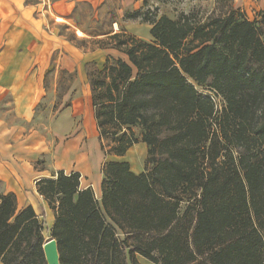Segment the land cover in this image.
Wrapping results in <instances>:
<instances>
[{
  "label": "trees",
  "instance_id": "obj_1",
  "mask_svg": "<svg viewBox=\"0 0 264 264\" xmlns=\"http://www.w3.org/2000/svg\"><path fill=\"white\" fill-rule=\"evenodd\" d=\"M144 22L150 42L106 34L99 48L126 59L85 76L104 154L142 143L152 168L106 162L100 201L77 172L36 183L59 264H264V12ZM44 243L32 207L0 194V263L46 264Z\"/></svg>",
  "mask_w": 264,
  "mask_h": 264
},
{
  "label": "rangeland",
  "instance_id": "obj_2",
  "mask_svg": "<svg viewBox=\"0 0 264 264\" xmlns=\"http://www.w3.org/2000/svg\"><path fill=\"white\" fill-rule=\"evenodd\" d=\"M38 0H27L37 2ZM61 0H44L46 4ZM70 5L58 6L56 9L63 19L56 22L54 34L58 35V48L47 62L43 75L40 77L42 88L41 99L34 110V117L23 124L26 131L35 134L39 141L37 150H43L38 160L33 163L34 169L51 171L55 166L53 154L59 146L70 141L79 140L80 152L90 151V159L94 160V170L85 177L86 182L95 181L108 161H125L134 174L152 168L147 163V149L142 143L132 146L122 158L105 155L101 149L99 135L94 120L89 86L86 81V65L92 63L102 68L105 58H126L117 51L101 50L97 41H105L108 33L124 31L132 37L150 42V25L148 19L161 16L175 19L181 13L192 14L196 20L204 21L209 16L227 14L231 9L243 12L252 21L258 12L241 6L243 0H65ZM55 10V11H56ZM51 24V23H50ZM81 32V36L77 32ZM199 93L213 99L217 107L222 99L215 96L207 87H198ZM11 105L0 106V117L9 125H14ZM135 137L140 140L139 128H132ZM164 133L162 137H166ZM41 150V151H42ZM161 159L160 156L156 157ZM84 163L69 164L66 170L82 169ZM66 166V163L63 165ZM55 168V167H54ZM87 170V167H86ZM95 198L100 201L98 192ZM45 241L51 239L44 234ZM139 264H152L138 258Z\"/></svg>",
  "mask_w": 264,
  "mask_h": 264
},
{
  "label": "crops",
  "instance_id": "obj_3",
  "mask_svg": "<svg viewBox=\"0 0 264 264\" xmlns=\"http://www.w3.org/2000/svg\"><path fill=\"white\" fill-rule=\"evenodd\" d=\"M242 2L246 10L264 12V0ZM63 5L70 4L65 0L48 4L44 0H0V106L11 105L9 112L12 111L15 123L11 126L0 117V194H13L17 211L32 207L38 219L44 222V234L53 226L55 213L36 191L39 180L51 178L58 171L77 172L80 189L90 187L101 197L102 172L95 181L82 183V179L86 182L83 176L92 174L95 162L89 160L90 151L80 152L79 140L56 148L55 168L51 171L36 170L33 163L44 152L36 151L39 141L23 126L34 117L42 93L40 77L58 48V35L53 32L56 23L52 21H63L56 20L62 19L63 14L56 9ZM74 163L77 167L84 164L81 170H66Z\"/></svg>",
  "mask_w": 264,
  "mask_h": 264
},
{
  "label": "water",
  "instance_id": "obj_4",
  "mask_svg": "<svg viewBox=\"0 0 264 264\" xmlns=\"http://www.w3.org/2000/svg\"><path fill=\"white\" fill-rule=\"evenodd\" d=\"M43 253L46 264H59V255L57 251V244L55 240L48 239L43 244Z\"/></svg>",
  "mask_w": 264,
  "mask_h": 264
},
{
  "label": "bare ground",
  "instance_id": "obj_5",
  "mask_svg": "<svg viewBox=\"0 0 264 264\" xmlns=\"http://www.w3.org/2000/svg\"><path fill=\"white\" fill-rule=\"evenodd\" d=\"M56 20H57V21H62L63 19H61V18H57ZM77 34L80 35V36L82 35L80 31H78Z\"/></svg>",
  "mask_w": 264,
  "mask_h": 264
}]
</instances>
